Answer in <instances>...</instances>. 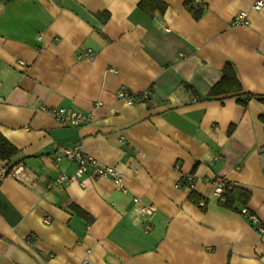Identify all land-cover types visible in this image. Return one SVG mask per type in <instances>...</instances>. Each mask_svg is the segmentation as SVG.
<instances>
[{"label": "crops", "instance_id": "1", "mask_svg": "<svg viewBox=\"0 0 264 264\" xmlns=\"http://www.w3.org/2000/svg\"><path fill=\"white\" fill-rule=\"evenodd\" d=\"M142 1L0 0V132L18 151L0 160V264H264V231L243 213L264 228V8L161 0L151 17ZM242 12L249 27H234ZM227 64L246 105L207 97ZM121 88L151 95L129 106ZM61 147L115 168L125 191L91 166L51 187L77 170L57 163ZM224 182L251 193L245 208L222 206Z\"/></svg>", "mask_w": 264, "mask_h": 264}, {"label": "built area", "instance_id": "2", "mask_svg": "<svg viewBox=\"0 0 264 264\" xmlns=\"http://www.w3.org/2000/svg\"><path fill=\"white\" fill-rule=\"evenodd\" d=\"M200 1V0H196ZM264 8V1L257 0L254 9L262 10ZM232 25L237 28H247L249 27V20L248 15L245 12H242L235 16ZM92 50H88L87 54L92 55ZM151 91H146L142 94H136L131 92L126 88H121L117 92V98L120 101L125 102L129 106H134L140 103L142 100H146L150 97ZM101 105V104H99ZM44 111H49L53 114V116L61 123L71 126H81L88 121H90V115L84 113H76V112H67L66 110H57V109H46L42 108ZM56 161L58 164H61L63 160H68L72 164H76L77 170L74 175H68L66 172H61L58 177H56L51 182V187L53 188H64L66 185L70 184L71 182L77 181L79 178L83 177L86 174V170L88 166L92 167L91 176L94 178L99 177H110L114 180V182L119 185V187L125 191V188L122 184V179L119 172L110 166H105L101 164L99 161L91 158L90 156L84 154L81 149L74 148L70 149L67 147H61L57 150L55 155ZM23 175V168H13L9 173L8 176L20 179ZM190 185L194 186L197 183V179L195 177L190 178ZM181 186V185H180ZM215 193L222 198L225 193V187L222 183H218L215 188ZM137 202V201H136ZM140 214L145 215H152V210L150 206H140L138 208ZM244 214H247L249 219L253 221L259 232H263L264 228L261 224L257 221L256 217L253 214H249L247 210H243ZM147 229H150V224H147Z\"/></svg>", "mask_w": 264, "mask_h": 264}, {"label": "trees", "instance_id": "3", "mask_svg": "<svg viewBox=\"0 0 264 264\" xmlns=\"http://www.w3.org/2000/svg\"><path fill=\"white\" fill-rule=\"evenodd\" d=\"M10 2L12 0H5ZM189 12L193 14L195 19H199L202 16V9H195L190 4H187ZM139 9L149 16L153 17L156 13L163 15L167 10V5L161 0H143L139 4ZM108 17V16H107ZM227 95H234L244 99L240 102L246 105L249 101L253 100L251 94L243 92L242 86L238 80L236 70L232 64H227L223 69V78L217 83L207 94L209 99L219 98ZM264 120V119H263ZM17 149L3 136L0 132V160L9 161L17 154ZM225 187V193L220 202L222 206L230 211H237L240 208H245L251 200V193L242 188H235L230 183H223ZM191 200L199 203L200 197L195 194L191 195ZM79 214L83 217L86 214L79 209Z\"/></svg>", "mask_w": 264, "mask_h": 264}]
</instances>
